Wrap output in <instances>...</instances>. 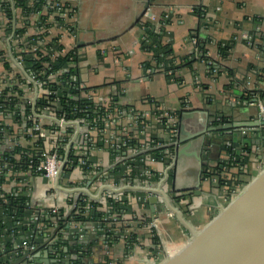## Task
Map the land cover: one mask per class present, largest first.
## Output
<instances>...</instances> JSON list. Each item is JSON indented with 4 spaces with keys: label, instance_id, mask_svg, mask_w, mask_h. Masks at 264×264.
<instances>
[{
    "label": "crops",
    "instance_id": "0c3cea01",
    "mask_svg": "<svg viewBox=\"0 0 264 264\" xmlns=\"http://www.w3.org/2000/svg\"><path fill=\"white\" fill-rule=\"evenodd\" d=\"M1 1L4 2L5 9L4 16L0 17L10 23H1L0 34L3 35H0V51H3L1 56L6 58L12 70L8 74L1 72L5 79L0 86V92L7 86H19L23 91L19 96V110L22 114L29 109L27 118L35 117L45 125L55 122L57 120L52 109L36 106L43 90L37 83L27 79L22 68L13 59L11 53L15 51V47L8 48V44H14V41H4L3 38L11 35L13 30L15 33L25 30L15 28L17 25L13 21L22 8L27 10L23 15L28 18L34 0ZM12 3L17 4L11 7ZM147 11L152 13L153 18ZM200 11H203V14ZM164 18L166 21L162 22ZM69 19V24L74 25L76 30L52 27L50 40L51 43L58 40V44L76 53V62L72 61L68 67H75L76 74L85 86L92 87L90 89L96 87L94 90L99 89L104 95L113 94L118 104L140 111L152 113L157 104L175 111L176 134L169 130L165 121L151 114L145 128L140 125L133 128L134 136L141 145L150 143L155 138L163 146L173 147L167 153V156L172 157V163L158 162L154 171L160 179L169 173L162 189L184 212L188 208V218L194 224L201 223L260 162L261 156L254 143L257 145L262 141L256 134L262 124L248 127L245 134L243 128L219 131H209L208 128L219 125L215 121L220 117L233 122L260 118V109L255 98L246 102L241 96L247 90L264 92V0H77V11ZM145 21L154 25L153 29L161 33L160 41L169 44L175 53V65H179L174 71L175 78L172 71L163 65L155 70L152 68L155 62L142 46V40L147 34ZM31 30L32 26L26 29L27 32ZM192 33H197L201 41L207 40L208 60L199 58L202 52L197 46V39L191 37ZM243 33L255 35V42L237 38ZM193 38L196 43L192 42ZM221 45L229 46L226 55L220 51ZM187 54L192 56L194 61L191 65H182V57ZM210 64L214 66L212 69ZM3 67L4 64L0 63V71ZM214 68L217 70L214 71ZM2 122L7 128L4 138L1 139L2 151L10 149L18 141L35 147L38 138L26 137L24 132L28 125L24 121L18 123L11 113L6 114L0 109V123ZM252 131L256 136L250 144L252 156H246L245 169L237 171L230 163L229 146L232 143L234 147L241 145L240 140L243 142L245 135L250 138ZM70 132L71 141L66 142L64 156L75 155L78 151L79 156L90 154L91 164L108 168L112 165V147L106 140L108 136L104 135L103 142L97 143L95 138L92 143L85 144L82 125L74 123V130ZM119 133L121 134L120 130ZM189 134L194 136L179 143L180 137ZM55 139L56 137L49 135L42 139L43 145L38 147L42 150L50 149ZM74 139L80 143L74 145ZM77 146H80L79 149ZM177 148L179 154L177 162L173 164ZM148 150L150 149H140L145 153V158L153 155ZM262 156L264 158L263 154ZM225 166L228 168H224ZM66 167L56 177H48L31 170L15 171L10 168L4 176V181L0 182V191L7 195L28 196L32 214L58 205L63 209L65 217H69L73 211L71 199L82 195L97 201L92 196L101 195L102 198L114 194L107 189L103 190V185L118 187L142 184L157 187L160 181L151 179L148 183L142 180L130 183L125 180L115 181L112 178L105 180L100 172L84 173L75 166L70 169ZM211 167L215 169L216 182L200 178L205 170ZM237 172L238 175H233ZM198 183L201 191L199 194L193 191ZM186 191L191 192L185 193ZM127 192L118 193L123 194L129 202V210L122 223L127 231L137 234L139 242L127 253L123 240L109 241L108 244L102 232L98 234L90 230L88 242L83 243V247H87L83 254L89 259L81 264H108L107 259L113 261L109 264H147V261H153L167 251L172 252L184 243L188 233L177 218L167 215L168 209H151L149 198L155 196L154 206L160 204L161 207L164 205L162 195L144 191ZM178 195H183L182 201L178 199ZM139 197L145 198V207L141 206ZM153 217L158 218L157 225H151ZM14 226L15 222L7 232L3 231L10 234L2 233L0 239L10 242L14 236L20 243L24 232L15 230ZM54 227L45 225L41 229L50 235ZM73 232L77 233V229ZM59 235L60 231L55 236L59 237L58 240L64 235L66 239V244L59 246L66 245L72 256L74 238H69L71 232ZM154 235L159 238L158 245L154 242ZM45 237L40 234L37 241L42 242ZM45 248L41 247L40 252ZM52 254L56 255V252L52 251ZM35 261L37 263L38 257Z\"/></svg>",
    "mask_w": 264,
    "mask_h": 264
},
{
    "label": "trees",
    "instance_id": "16d2710c",
    "mask_svg": "<svg viewBox=\"0 0 264 264\" xmlns=\"http://www.w3.org/2000/svg\"><path fill=\"white\" fill-rule=\"evenodd\" d=\"M200 13L203 14V11H200ZM164 20L165 18L162 19V22H164ZM144 24L147 30V34L142 40V46L147 52L150 53V58L155 62L152 68L155 70L158 66L163 65L167 70L172 71V75L175 78L174 71L179 66L175 65V53L172 51L169 44L160 41L161 33L153 29V24H151L149 21H145ZM191 37H195L197 39V46L202 52V55H200L199 58H201L202 60H208V57L206 56L207 40L204 39L203 41H201L198 38L197 33H192ZM255 39L256 36L253 35L251 42H255ZM56 42L57 41L54 40V42L50 43L51 45H54V47L51 48L50 46H48V48H50V52L52 51V49L59 50L62 47L60 44H56ZM228 49V45L220 46V51L223 55H226L228 53ZM2 52L3 51H0V63H3L4 67L3 70L0 71V86L3 85L2 82L5 79L1 72H6L8 74L12 70V67L10 66L9 62H7L6 58H3V55L1 56ZM23 56L26 70L28 72L37 73V76L40 79L45 78L47 71L52 70L58 73L55 80L48 81L47 83V86L53 91V93L47 98L44 96L39 97L36 106H50L52 105V100L58 99L60 102L57 105L55 104L56 106L54 105L55 108L57 107L58 109L56 112L57 116H64L66 118L80 117L84 118L88 122H91L92 127L96 129V134L89 135L91 139L88 141V144L92 143L93 139L95 138L97 143L103 142L104 133L102 129V117L105 116L107 112H110L116 108L118 109V111L123 109L131 111V109H134L130 106L118 104L116 101V96L113 94L110 95L111 102L107 107L102 104H96L93 100V97L91 98L85 96L84 92L88 91V89L92 87L75 85L70 79L71 74L76 71L75 67L71 66L70 70L65 69L66 66H68L72 61L76 62L77 60L76 53L73 50H68L65 54H59L54 59H52L49 55H45L42 59L38 60L31 57V54L26 52L23 53ZM182 58V65H191L194 61L193 57H190L188 54L184 55ZM42 60L50 61V67L45 68L42 64ZM213 67L214 66L210 64V68L212 69ZM18 77H20V75H18ZM22 93L23 91L19 86H7L3 88L2 92H0V109H2L6 114L11 113L16 118V120L19 121L18 123L24 121L28 126H30L33 125L34 122L33 118H27L30 110L27 109L25 114H22L21 110H19V103L21 102L19 96H21ZM257 97H261L264 99V92L247 90L245 94L241 96V98L246 102L252 101ZM147 120L148 119L142 117L138 121H141L142 123H148ZM215 122L218 124H222L224 122H227V118L220 117V119L216 120ZM4 124L5 123L3 122L0 123V145L1 139L4 138L5 132L7 131V128H5ZM121 126L122 125L118 126V130L120 131ZM134 127H137V125H132L125 132L121 131L122 141L120 145L123 151H126V153L129 152L128 149L139 147L141 145L136 141V138L134 136ZM69 130H72V128H70ZM259 131L264 134V128L260 129ZM34 132H38V130H34ZM254 134L255 133L252 131V136L250 137L251 139L245 135L244 138H242V140L244 139L243 142L240 140V143L244 145V148H249V145L252 143L251 140L256 137ZM26 137L32 139V135H26ZM158 141V139L154 138L153 141L150 142L151 147L148 148L150 149L148 150V152L153 154L156 159H162L167 164H171L172 157L167 156V153L170 152L173 147H166L163 145L158 146L156 145L158 144ZM64 143H62L63 146L61 147V151L63 153L65 151ZM42 145L43 141L41 138H39L35 141L34 148H32L30 145H24L19 141L6 151H2L0 147V182L4 181V176L10 168L14 169L15 171L31 170L32 172H37L35 171L34 167H30V165H37V162L39 161L42 153L41 147L38 146ZM234 146L235 145H233V143L229 146L231 153H233L234 151ZM111 149L114 150L113 148ZM116 153L117 152L114 150L112 153L113 159H115ZM119 153L122 154V152ZM235 153L236 155H239L238 151H235L234 154ZM144 155L145 153L140 151L139 153L127 157L122 161L113 163L109 168L104 169L103 166H99L95 167V169L97 170V172H100V175H102L105 180L112 178L115 181L125 180L136 182V179L140 177L144 178L143 176L145 174V170L148 167V165L144 161ZM242 162L244 164L246 163V157L242 159ZM78 164H81L88 172H92V169H94L91 164L90 154H84L82 155V157L79 155L70 154L68 157L66 169H70V167L77 166ZM151 172V178L157 179L159 175H157L155 171ZM204 175L207 177H211L212 175L216 174L214 171L213 174L204 172ZM182 196L183 195H178V199L181 200ZM83 197L84 196H80L78 198L75 208L68 217V220L78 222L83 227L81 231L77 229V233H82L83 236H89L90 230L95 231L98 234L102 232L105 235L106 242L108 244L110 243L109 241L115 242L121 239L124 241L127 253H129L133 249L134 245L139 242L137 234L131 231H127V229L125 228L126 226L123 225L122 221L115 219V217H123L124 214L129 210L128 206L124 204L126 200L122 198L116 199L113 196H109L107 198L108 206H105V204L102 202L94 200L88 201ZM32 210L33 209H31L30 207L28 196L7 195L0 191V238L3 236V231L7 232L14 222L15 226L13 228H15V230L24 232L23 234H30L33 229H35V223L37 222L36 218L34 219L33 215H39V212L32 214ZM50 211V209H47L44 214L50 213ZM50 215V218L44 216L38 217V219L44 221V223L49 226L52 222V213H50ZM56 219L58 223L63 225L68 222L65 221L63 209H60V212L57 214ZM9 234L10 233H6V235ZM13 238L15 237L12 236L10 242L8 240L3 241L0 239V241L4 243L1 245V251L9 250L10 248H12ZM154 242L156 245L159 244V238L157 235H154ZM63 244H66L65 238H63ZM73 246L74 248L79 249L84 253L83 249L85 246L83 247V244H74ZM67 253L69 254V251H67ZM67 253L64 251H57L56 255H59L62 258H66V256H68ZM4 260V256H1L0 264H3ZM107 260L108 264L109 262H113L111 261V259ZM76 261L78 260H74V262Z\"/></svg>",
    "mask_w": 264,
    "mask_h": 264
},
{
    "label": "water",
    "instance_id": "95a60500",
    "mask_svg": "<svg viewBox=\"0 0 264 264\" xmlns=\"http://www.w3.org/2000/svg\"><path fill=\"white\" fill-rule=\"evenodd\" d=\"M260 124H264V120L261 118L253 121H227L210 126L208 130L248 128ZM193 136V134H189L186 137H180L179 143ZM178 154L179 149L177 148L173 164L177 162ZM168 176L169 173L167 172L166 176L160 179L157 187L142 184H126L118 187L106 184L101 187L103 190L107 189L114 194L127 191H144L162 195L164 205L161 207L160 204L154 206L156 203L155 196L149 198L151 209H168L187 231L188 236L180 247L172 252H165L164 255L153 261H147V264H264V162L199 224H194L186 213L174 204L170 195L162 189V185ZM200 178L205 179V176L201 175ZM195 188L196 190L193 191L199 194L201 192L200 183ZM188 192L191 191L185 193ZM92 197L98 201L101 195ZM79 226L78 222L70 221L65 225H56L50 235L41 228H35L31 232L32 235L25 233L21 236L20 243L13 238L12 248L0 251V257L4 256L5 258L3 264H35V260L28 261L30 253L32 254L30 259L38 257L37 263L39 264L40 262L43 264H81L82 261L86 262L89 257L76 248L72 250V256L69 253L66 258L52 254V251H69L66 245H64L65 247L59 246V244H63L65 237L64 235L58 240L59 237L55 236L59 231V236L71 232L69 238H74V244L88 242L89 236H80L79 233L73 232ZM40 234L46 236L42 242L37 241ZM2 244L4 243L0 241V245ZM43 246L46 248L41 253L40 249ZM86 248L84 247V249ZM74 260L78 261L74 262Z\"/></svg>",
    "mask_w": 264,
    "mask_h": 264
},
{
    "label": "built area",
    "instance_id": "2783aa9c",
    "mask_svg": "<svg viewBox=\"0 0 264 264\" xmlns=\"http://www.w3.org/2000/svg\"><path fill=\"white\" fill-rule=\"evenodd\" d=\"M43 1V2H42ZM42 2V3H41ZM17 3H12L11 7H15ZM4 9L5 5L4 2L0 0V15L4 16ZM77 11V0H34V2L31 4V10H30V16L28 18L25 17L24 12H27L25 8H22V11L20 13H17L13 23L16 24L17 26L15 28H19L22 30V28H25L24 31H19L18 33H15L13 30L12 34L9 35L8 37H3L4 41H14V44H8V48L15 47V51H12L11 55L13 56V59L17 62V64L22 68L23 73L28 77L27 79L34 81L37 83L41 88H42V93L39 95V97L44 96V97H49L53 93V91L47 86L48 81L55 80L57 78L58 73L55 71H47L46 76L44 79H40L37 76V73L34 72H28L25 67V62H24V56L23 53H29L31 54V57L35 59H42L43 56L49 55L52 59H54L57 55L59 54H65L67 53V49L64 48L63 46L57 50V49H52L50 52V46L51 48L54 47V45H51V40H50V33L52 27H57V28H67L68 30L75 31L76 27L74 25L69 24L70 20L69 18H72L73 15ZM150 17L153 18L152 13L149 11L146 12ZM27 21V23H26ZM1 23H10L8 20H3L0 17V26ZM33 27V30L31 32H27L26 29L28 27ZM252 35L251 34H240L237 36V38L241 39H246L247 41L251 42L252 41ZM1 38V37H0ZM14 39V40H13ZM58 42V40H56ZM54 42V41H53ZM56 42V44H58ZM193 43H196V39H192ZM15 56H14V55ZM42 64L44 65L45 68L50 67V61L42 60ZM66 70H70V67L66 66ZM214 71L217 70V68L213 69ZM71 81L78 86H83L84 83L80 80L79 76L76 74V71L71 74L70 76ZM84 95L87 97H93V100L96 104H102L105 107H107L110 102H111V96L110 95H104L101 93L99 89H88V91L84 92ZM38 97V99H39ZM255 101L258 102V106L260 109V118L264 120V100L261 97L255 98ZM60 101L58 99L52 100L50 106H44V108H50L54 112L56 116L55 122H49L46 125L43 124L41 121H39L37 118H33L34 122L33 125L26 126L25 135H32L33 137H37L38 139H45L49 135H53L56 137L52 147L50 149H43L41 153V157L39 161L37 162V165H30V167H34L35 171L38 173H42L48 177H56L60 173L61 170L64 169V167L68 163V157L64 156L63 152L61 151V147L63 146L62 143L66 145V142L71 141V135L72 133L70 132V128L74 130V123H79L80 125L83 126V129L85 131V144H88V141L91 139L89 135H94L96 134V129L92 127V123L86 121L84 118L80 117H73V118H66L64 116H57V107L55 106L59 103ZM56 104V105H55ZM55 105V106H54ZM151 114L155 117H157L160 120L165 121V124H167V127L172 133H177V128H176V113L175 111L167 108L166 106L162 104H157L155 106V109L152 113H149L147 111H140L137 109H131L129 110H120L118 109H113L110 112H107L105 116L102 117L103 122V133L104 135L108 136L106 139L108 142H110V146L117 152L115 155V159H113V163L122 161L126 159L127 157L133 156L137 153H139L140 149L144 148H150L151 144L146 142L145 144H142L140 147H135V148H130L128 149V153L126 151H123L120 143L122 141V136L119 133L118 134V126H121V131L125 132L129 129L131 125H140L143 128H145L146 123H142L141 121L139 122L138 120L141 119L142 117L148 119ZM123 121V122H122ZM264 128V124H262L261 129ZM249 128H243V133H247ZM34 130H38V132H34ZM252 136V133H250ZM258 137L262 138V141L264 142V134H262L260 131H258ZM255 135V134H254ZM95 141V139H93ZM153 141V140H151ZM74 145L77 143H80L79 140L74 139L72 141ZM252 144V143H251ZM64 145V146H65ZM158 146L162 145V143L156 144ZM258 145V144H257ZM255 146V145H254ZM78 149L80 146H77ZM112 150V153L113 151ZM119 152H122L119 153ZM239 152V155L233 156L231 159L230 163L233 165V167L239 171V170H244L245 169V164L242 162V159H244L247 154L249 153L248 149H242ZM78 151L75 152V155H78ZM82 157V156H81ZM144 161L148 165L147 169L145 170L144 178H138L136 180H142L145 182H151V171H154V166L158 162H163L164 160L162 159H156L153 155L149 158L144 157ZM112 163V164H113ZM94 169H92V172L97 173V170L95 167H99L98 165L92 164ZM79 168L82 172L87 173L88 171L85 170V168L81 165L78 164L75 166ZM104 169L108 167H103ZM205 172L209 173L210 170L206 169ZM89 173V172H88ZM205 179H209L212 182L217 181L216 175H212L211 177L205 176ZM135 180V181H136ZM130 182V181H128ZM130 183H135V182H130ZM82 196L79 195L73 199H71V205L72 208L74 209L77 203L78 198ZM109 196H113L116 199H125L126 202L124 203L126 206H129L128 199L123 196V194H108L105 197H102L99 202H102L105 204V206H108L107 198ZM123 196V197H122ZM84 199L91 201L92 199L84 196ZM139 201L142 207H145L146 201L145 198L142 199L139 197ZM50 213H52V222L50 225H58L57 221V214L60 212V207L58 205H54L50 208ZM45 211H41L38 214L34 215V219L36 218L37 222L35 225V228H41L42 226H45L46 224L44 221L38 219V217H44L47 216L48 218L51 217L50 213L44 214ZM128 213V211L124 214L123 217H115L116 220H124L125 215ZM167 215L169 216H174L169 210L166 212ZM50 215V216H48ZM65 221L68 222H74L73 220H68V217H65ZM41 222V224H40ZM158 218L153 217L151 221V225H157ZM76 223V222H75ZM80 225V223H79ZM82 226L80 225L78 230H82ZM80 236H83V234H79Z\"/></svg>",
    "mask_w": 264,
    "mask_h": 264
},
{
    "label": "rangeland",
    "instance_id": "374dc122",
    "mask_svg": "<svg viewBox=\"0 0 264 264\" xmlns=\"http://www.w3.org/2000/svg\"><path fill=\"white\" fill-rule=\"evenodd\" d=\"M0 35H3V34H0ZM243 130V129H242ZM250 133V132H249ZM248 133V134H249ZM255 142V141H254ZM258 144V143H257ZM254 145H255V147H257V152H259V156H261V158H259V163H258V165L257 166H255V168H253L252 170H250L249 171V174H251V173H253V171L254 170H256L258 167H259V165L262 163V162H264V158H263V156H262V154L264 155V142L263 141H261V143H259L258 145H256L255 143H254ZM242 149H245L244 148V145L243 144H241V145H239V146H236V147H234L233 148V153H231L230 155H229V159H230V161H231V159L233 158V156L235 155L234 154V152L235 151H240V150H242ZM246 149H248V151H249V154H247V156H248V158H250L252 155V146H250L249 145V148H246ZM246 159H247V157H246ZM228 166H230V165H228ZM228 166H225L224 168H228ZM207 169H209L210 170V174H213V172L215 171V169L214 168H207ZM217 171V170H216ZM233 175H238V172L237 173H233ZM247 178V177H246ZM246 178H244L242 181H240L239 182V185H240V183H242ZM158 179H160V176L157 178V180ZM156 181V180H155ZM183 199H181L180 201H182ZM188 208H186V210H185V213H187L186 215L188 216V210H187ZM32 256V254L30 253L29 254V262H31V261H34L35 260V258H33V259H30V257ZM160 257V256H159ZM159 257H157V258H159ZM35 264H39V263H35ZM40 264H43V263H40ZM114 264H118V263H114Z\"/></svg>",
    "mask_w": 264,
    "mask_h": 264
}]
</instances>
